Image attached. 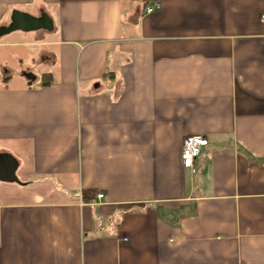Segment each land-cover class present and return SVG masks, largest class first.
<instances>
[{"label":"crops","instance_id":"1","mask_svg":"<svg viewBox=\"0 0 264 264\" xmlns=\"http://www.w3.org/2000/svg\"><path fill=\"white\" fill-rule=\"evenodd\" d=\"M15 11L53 28L0 41V264H264V0H0V28Z\"/></svg>","mask_w":264,"mask_h":264},{"label":"rangeland","instance_id":"2","mask_svg":"<svg viewBox=\"0 0 264 264\" xmlns=\"http://www.w3.org/2000/svg\"><path fill=\"white\" fill-rule=\"evenodd\" d=\"M13 37H16L18 40H23L28 43H42L45 39H49L50 34L47 32H42L40 35L36 32H17V34H14ZM44 37L45 39H42ZM3 38H0V41H2ZM41 50L49 51L50 49L45 47H24V48H11V49H5L6 52H8L7 55H9L10 60V66L11 68L16 72H30L34 75L40 76L42 72H45L46 69L49 67L46 66L47 63L51 62L52 58L51 56H47L44 54L45 59H43L42 63H40L39 60V52ZM51 51V50H50Z\"/></svg>","mask_w":264,"mask_h":264},{"label":"water","instance_id":"3","mask_svg":"<svg viewBox=\"0 0 264 264\" xmlns=\"http://www.w3.org/2000/svg\"><path fill=\"white\" fill-rule=\"evenodd\" d=\"M52 28V21L45 14L39 18H36L32 17L31 14L28 15L19 11H15L11 17L10 24L0 28V38L18 31L29 33L40 30L51 31ZM26 78L30 81H34L35 79L32 75H26Z\"/></svg>","mask_w":264,"mask_h":264},{"label":"built area","instance_id":"4","mask_svg":"<svg viewBox=\"0 0 264 264\" xmlns=\"http://www.w3.org/2000/svg\"><path fill=\"white\" fill-rule=\"evenodd\" d=\"M160 9L159 3H155L154 6H147L145 8V13L147 15L153 14ZM264 21V16L262 17ZM208 141L202 136H190L184 140L182 148V162L185 168L191 170L195 174V162L200 157L202 149L208 146ZM98 200H102L104 195H98Z\"/></svg>","mask_w":264,"mask_h":264},{"label":"trees","instance_id":"5","mask_svg":"<svg viewBox=\"0 0 264 264\" xmlns=\"http://www.w3.org/2000/svg\"><path fill=\"white\" fill-rule=\"evenodd\" d=\"M44 85H47V81H44ZM98 191L94 189L83 191V200L85 202H93L94 198L97 196Z\"/></svg>","mask_w":264,"mask_h":264}]
</instances>
